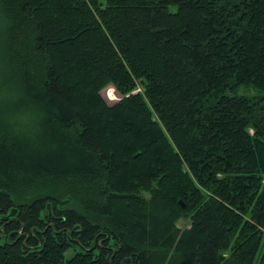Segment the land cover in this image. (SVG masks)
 Listing matches in <instances>:
<instances>
[{"label": "trees", "instance_id": "1", "mask_svg": "<svg viewBox=\"0 0 264 264\" xmlns=\"http://www.w3.org/2000/svg\"><path fill=\"white\" fill-rule=\"evenodd\" d=\"M0 264H264V0H0Z\"/></svg>", "mask_w": 264, "mask_h": 264}, {"label": "rangeland", "instance_id": "2", "mask_svg": "<svg viewBox=\"0 0 264 264\" xmlns=\"http://www.w3.org/2000/svg\"><path fill=\"white\" fill-rule=\"evenodd\" d=\"M243 92H244V90H243ZM246 92L255 93V90L254 89H249V90H246ZM110 94H113L114 96H117V99L113 100V101L109 100L108 95H110ZM102 95H103V97L106 99V101L109 104H115L121 98L120 93L117 91V89L113 85H109L106 88H104L103 91H102ZM178 226H180L181 228H184L186 226H189V222L186 219L181 218L178 221Z\"/></svg>", "mask_w": 264, "mask_h": 264}, {"label": "water", "instance_id": "3", "mask_svg": "<svg viewBox=\"0 0 264 264\" xmlns=\"http://www.w3.org/2000/svg\"><path fill=\"white\" fill-rule=\"evenodd\" d=\"M181 202V204L184 206V203H183V201H180Z\"/></svg>", "mask_w": 264, "mask_h": 264}]
</instances>
